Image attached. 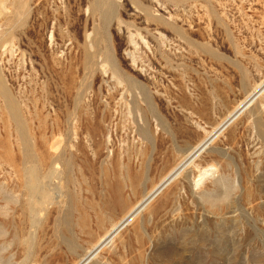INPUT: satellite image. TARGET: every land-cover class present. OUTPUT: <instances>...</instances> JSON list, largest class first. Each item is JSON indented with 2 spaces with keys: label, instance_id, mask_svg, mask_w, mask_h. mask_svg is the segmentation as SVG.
<instances>
[{
  "label": "rangeland",
  "instance_id": "1",
  "mask_svg": "<svg viewBox=\"0 0 264 264\" xmlns=\"http://www.w3.org/2000/svg\"><path fill=\"white\" fill-rule=\"evenodd\" d=\"M261 81L264 0H0V264H264V91L83 261Z\"/></svg>",
  "mask_w": 264,
  "mask_h": 264
},
{
  "label": "bare ground",
  "instance_id": "2",
  "mask_svg": "<svg viewBox=\"0 0 264 264\" xmlns=\"http://www.w3.org/2000/svg\"><path fill=\"white\" fill-rule=\"evenodd\" d=\"M264 89V82L261 81L257 84V86L255 87V89L244 99L240 102V104L229 114V116L223 121V123L221 124V126H217L213 131H211L212 133L207 136L206 138L200 140L195 147H193V149L188 153V155L185 157V159L180 162L178 165H176L171 171H169L162 179L161 181L157 184V186L155 188H153L154 190L149 193V195H147L144 199L138 201L137 203H135L130 210L128 211V213L123 217V219L120 221V224L116 227L113 226V228L108 231L105 232V234L103 236H101L99 238V240L93 245V247L88 251L87 255L84 257L83 261L88 259L91 255L94 254V252L100 248L118 229L119 227L125 222L127 221L129 218H131L133 216V214L135 212H137L142 206L143 204L146 202V200H148L160 187H162L165 183H167L170 180H173L172 178L176 177V175L181 172V170L183 169V167L189 162L191 161L195 155H198L197 153H199L200 151L203 150L204 146L209 142L212 141L214 136L216 137V132H218V130L220 128H222L229 120H231L235 115H237L243 108L248 107L247 105L250 103L251 101H253V99L259 95V93H261ZM234 108V107H233ZM210 143V142H209ZM207 146V145H206ZM154 198V197H153ZM134 218V217H133ZM67 227V226H66ZM81 261V262H83ZM88 261V260H87Z\"/></svg>",
  "mask_w": 264,
  "mask_h": 264
}]
</instances>
